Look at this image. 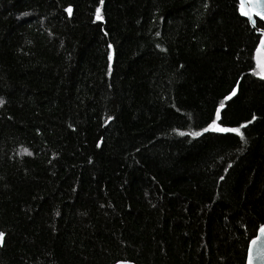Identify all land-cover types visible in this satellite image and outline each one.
Returning a JSON list of instances; mask_svg holds the SVG:
<instances>
[{
	"label": "trees",
	"instance_id": "obj_1",
	"mask_svg": "<svg viewBox=\"0 0 264 264\" xmlns=\"http://www.w3.org/2000/svg\"><path fill=\"white\" fill-rule=\"evenodd\" d=\"M98 4L0 0V264H246L261 35L240 0Z\"/></svg>",
	"mask_w": 264,
	"mask_h": 264
},
{
	"label": "snow or ice",
	"instance_id": "obj_2",
	"mask_svg": "<svg viewBox=\"0 0 264 264\" xmlns=\"http://www.w3.org/2000/svg\"><path fill=\"white\" fill-rule=\"evenodd\" d=\"M104 0H99V4L95 9V16L97 20H103V15L101 12V6L103 5ZM65 11L71 13V8L65 9ZM240 13L244 17L247 18V21L252 23L254 26L259 23H264V0H241L240 3ZM258 18L257 19H254ZM260 44L259 48L264 49V34L259 38ZM255 46V45H254ZM109 48H111V45H109ZM111 58V57H110ZM260 68V72L254 73L255 75H259L261 79H264V62H260L258 64ZM236 94V89L233 88L230 96H226L225 99H230L231 96H234ZM2 103V101H0ZM224 105L221 103V108H223ZM217 118H220V109L216 110ZM253 120L256 119L255 116L252 118ZM245 127V125H241L239 127H221L218 124H216L215 121H213L211 124L208 125L207 128L204 129V131H214V132H220V133H235L236 135L240 136L241 139H243V132L241 131V128ZM192 135H199V133H192ZM261 234L264 235V225H261ZM3 234L0 233V237H2ZM122 264H128L127 261L122 262ZM249 264H251V256L249 257Z\"/></svg>",
	"mask_w": 264,
	"mask_h": 264
},
{
	"label": "water",
	"instance_id": "obj_3",
	"mask_svg": "<svg viewBox=\"0 0 264 264\" xmlns=\"http://www.w3.org/2000/svg\"><path fill=\"white\" fill-rule=\"evenodd\" d=\"M240 3H241V0H240ZM244 18H246V17H244ZM254 19H257V21H258V18L254 17ZM250 25L261 36H262V34H264V29L259 28L257 26V24L254 26L252 23H250ZM259 44H260V42H259ZM260 50H262L264 52V49H260ZM250 256H251V264H264V235L261 234V228L258 230L256 236L249 242L246 264H249V257ZM122 262H125V260H120V261H117V262L112 263V264H122ZM127 262H128V264H137V263L132 262V261H127Z\"/></svg>",
	"mask_w": 264,
	"mask_h": 264
},
{
	"label": "rangeland",
	"instance_id": "obj_4",
	"mask_svg": "<svg viewBox=\"0 0 264 264\" xmlns=\"http://www.w3.org/2000/svg\"><path fill=\"white\" fill-rule=\"evenodd\" d=\"M260 62H264V52L262 50H258L256 54V65H257L258 72H260V68L258 66Z\"/></svg>",
	"mask_w": 264,
	"mask_h": 264
}]
</instances>
